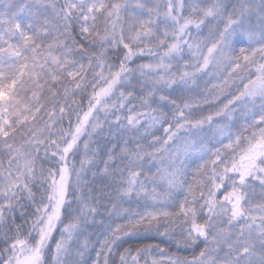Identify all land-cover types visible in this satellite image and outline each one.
<instances>
[{
    "label": "snow or ice",
    "instance_id": "obj_1",
    "mask_svg": "<svg viewBox=\"0 0 264 264\" xmlns=\"http://www.w3.org/2000/svg\"><path fill=\"white\" fill-rule=\"evenodd\" d=\"M0 264H264V0H0Z\"/></svg>",
    "mask_w": 264,
    "mask_h": 264
},
{
    "label": "trees",
    "instance_id": "obj_2",
    "mask_svg": "<svg viewBox=\"0 0 264 264\" xmlns=\"http://www.w3.org/2000/svg\"><path fill=\"white\" fill-rule=\"evenodd\" d=\"M161 247H164V245L162 244Z\"/></svg>",
    "mask_w": 264,
    "mask_h": 264
}]
</instances>
